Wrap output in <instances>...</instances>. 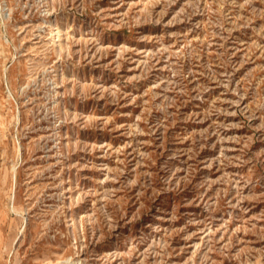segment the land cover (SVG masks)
<instances>
[{"label":"rangeland","instance_id":"374dc122","mask_svg":"<svg viewBox=\"0 0 264 264\" xmlns=\"http://www.w3.org/2000/svg\"><path fill=\"white\" fill-rule=\"evenodd\" d=\"M0 264H264V0H0Z\"/></svg>","mask_w":264,"mask_h":264},{"label":"bare ground","instance_id":"6f19581e","mask_svg":"<svg viewBox=\"0 0 264 264\" xmlns=\"http://www.w3.org/2000/svg\"><path fill=\"white\" fill-rule=\"evenodd\" d=\"M60 23V22H59ZM59 25H57V27H58Z\"/></svg>","mask_w":264,"mask_h":264}]
</instances>
